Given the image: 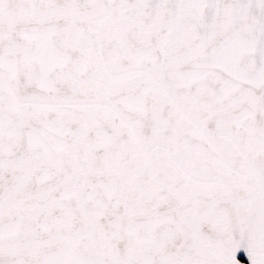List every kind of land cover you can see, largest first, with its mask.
<instances>
[{"label": "snow or ice", "instance_id": "1", "mask_svg": "<svg viewBox=\"0 0 264 264\" xmlns=\"http://www.w3.org/2000/svg\"><path fill=\"white\" fill-rule=\"evenodd\" d=\"M0 264H264V0H0Z\"/></svg>", "mask_w": 264, "mask_h": 264}]
</instances>
